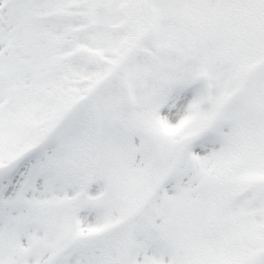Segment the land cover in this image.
<instances>
[{
  "label": "snow or ice",
  "instance_id": "1",
  "mask_svg": "<svg viewBox=\"0 0 264 264\" xmlns=\"http://www.w3.org/2000/svg\"><path fill=\"white\" fill-rule=\"evenodd\" d=\"M0 264H264V0H0Z\"/></svg>",
  "mask_w": 264,
  "mask_h": 264
}]
</instances>
